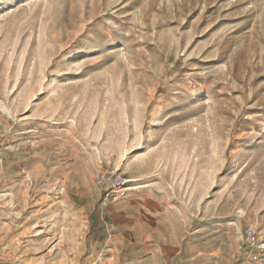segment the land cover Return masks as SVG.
Wrapping results in <instances>:
<instances>
[{
  "label": "rangeland",
  "instance_id": "374dc122",
  "mask_svg": "<svg viewBox=\"0 0 264 264\" xmlns=\"http://www.w3.org/2000/svg\"><path fill=\"white\" fill-rule=\"evenodd\" d=\"M253 254L264 0H0V264Z\"/></svg>",
  "mask_w": 264,
  "mask_h": 264
},
{
  "label": "built area",
  "instance_id": "2783aa9c",
  "mask_svg": "<svg viewBox=\"0 0 264 264\" xmlns=\"http://www.w3.org/2000/svg\"><path fill=\"white\" fill-rule=\"evenodd\" d=\"M121 177L114 172L101 171L96 176V183L102 190V197L100 207L104 208L110 203H114L117 199L123 195L120 188ZM247 242L252 248H256L257 243V231L256 228L250 226L247 230ZM261 260L257 258L256 254L251 255L248 258L247 264H261Z\"/></svg>",
  "mask_w": 264,
  "mask_h": 264
},
{
  "label": "bare ground",
  "instance_id": "6f19581e",
  "mask_svg": "<svg viewBox=\"0 0 264 264\" xmlns=\"http://www.w3.org/2000/svg\"><path fill=\"white\" fill-rule=\"evenodd\" d=\"M128 189H131V188H127L126 190H128ZM119 191H122V192H124V191H125V189L121 188V190H119Z\"/></svg>",
  "mask_w": 264,
  "mask_h": 264
}]
</instances>
